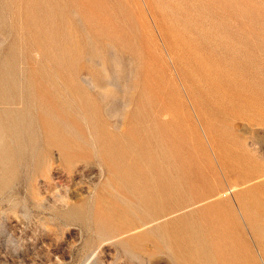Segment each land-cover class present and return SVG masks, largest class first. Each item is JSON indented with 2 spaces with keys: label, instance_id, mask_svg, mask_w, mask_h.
I'll return each instance as SVG.
<instances>
[{
  "label": "rangeland",
  "instance_id": "374dc122",
  "mask_svg": "<svg viewBox=\"0 0 264 264\" xmlns=\"http://www.w3.org/2000/svg\"><path fill=\"white\" fill-rule=\"evenodd\" d=\"M261 181L264 0H0V264H184L232 184L264 264Z\"/></svg>",
  "mask_w": 264,
  "mask_h": 264
},
{
  "label": "crops",
  "instance_id": "0c3cea01",
  "mask_svg": "<svg viewBox=\"0 0 264 264\" xmlns=\"http://www.w3.org/2000/svg\"><path fill=\"white\" fill-rule=\"evenodd\" d=\"M245 191V188L240 189L237 184L227 185L217 191L212 201L202 209L196 208L189 212L188 217L194 214L200 217L198 222L187 220L185 223H178L180 226L184 224L189 232L184 238V241L188 243L187 249L178 251L183 254L181 256L189 258L185 262L181 261L182 263L238 264L241 262V242L236 236L233 219L244 220L248 217L247 208L242 199ZM209 211L214 213V216L210 217L214 222L211 229H208L207 225L201 221L207 219L206 212ZM229 211L231 213H228ZM209 233L213 239H209Z\"/></svg>",
  "mask_w": 264,
  "mask_h": 264
}]
</instances>
